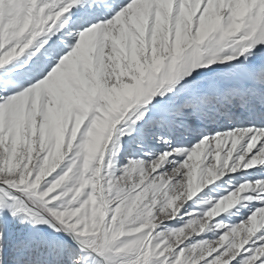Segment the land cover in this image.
<instances>
[{"label": "snow or ice", "instance_id": "snow-or-ice-1", "mask_svg": "<svg viewBox=\"0 0 264 264\" xmlns=\"http://www.w3.org/2000/svg\"><path fill=\"white\" fill-rule=\"evenodd\" d=\"M0 264H264V0H0Z\"/></svg>", "mask_w": 264, "mask_h": 264}]
</instances>
